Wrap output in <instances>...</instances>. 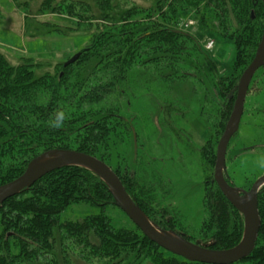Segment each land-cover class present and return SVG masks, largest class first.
Segmentation results:
<instances>
[{"label":"trees","instance_id":"16d2710c","mask_svg":"<svg viewBox=\"0 0 264 264\" xmlns=\"http://www.w3.org/2000/svg\"><path fill=\"white\" fill-rule=\"evenodd\" d=\"M147 1V7H120V0H93L94 6L65 4L62 10L78 17L89 35L76 61L62 65V75L48 71L36 74L33 67L41 64H13L0 51V184L17 177L32 156L50 148L75 149L108 164L105 157L111 156L113 134L126 132L117 112L123 103L126 105L129 92L124 83L131 78V70L138 65L151 67L160 78L170 80L191 76L187 68H198L201 61L205 64L204 55L211 61L194 34L181 27L182 16L190 15L203 30H215L232 41V72L242 71L253 58L264 27L261 0ZM52 8L53 12L59 9ZM225 77H213L211 82L215 89L229 93L236 81ZM230 106L224 105L222 123ZM61 113L62 121L55 126ZM114 172L148 214L150 209L138 198L132 177ZM204 199L209 214L202 233L210 237L211 248L236 245L242 235V215L215 182ZM80 203L99 206L100 212L75 221L59 220L63 210ZM108 204H113L112 195L94 172L76 165L52 170L0 204V264H41L37 261L41 253H53L56 232L62 233V239L69 235L86 243L92 234L98 245L89 243L90 247H96L100 256L123 254L122 259H127L131 253L129 264L132 259L139 264L148 257L154 264H206L187 261L166 250L167 256H163V248L133 223V228H114L102 212ZM257 208L260 226L255 246L243 260L264 264V186L257 193ZM158 225L174 228L170 223Z\"/></svg>","mask_w":264,"mask_h":264},{"label":"rangeland","instance_id":"374dc122","mask_svg":"<svg viewBox=\"0 0 264 264\" xmlns=\"http://www.w3.org/2000/svg\"><path fill=\"white\" fill-rule=\"evenodd\" d=\"M120 1L123 2L120 7L150 4L147 0ZM79 2L94 6L93 0H0V51L13 64H41L33 67L36 74L48 71L62 75L63 63L80 52L88 41L89 30L85 24L62 10L65 4ZM54 6L59 7L55 12ZM189 18L193 25L186 29L194 34L211 61H206L208 57L204 55L205 64L200 58L198 68H187L191 76H173L170 80L160 78L151 67H134L131 78L124 83L129 92L125 96L126 105L123 103L116 110L121 114L126 132L113 134L111 156L105 157L108 164L105 163L120 175L127 173L132 177L138 198L150 209L145 214L152 222L170 223L174 228L164 229L187 234L191 241L203 244L211 241L202 233L209 214L204 196L214 184L216 146L234 101L226 97L228 92L215 89L211 80L228 75L225 78H234L236 85L242 71L232 72V41L215 30H203L190 15L182 16L181 21ZM208 39L214 40L210 50L204 47ZM141 70L146 73L141 75ZM263 74L264 66H261L248 86L240 124L229 141L225 157L226 178L240 188H248L264 172V146H256L264 143V117L260 110H254L256 106L264 107V80L260 79ZM226 103L231 106L222 123ZM249 145L253 148L244 151L243 147ZM97 212H100L99 206L74 204L59 214V220H80ZM102 212L114 228H133V222L114 204L106 205ZM88 241L69 235L62 239V233L56 232L53 253H41L37 261L41 264H129L127 259L131 253L127 259H122L123 254L115 258L100 256L97 237L91 234ZM89 243L96 247L91 248ZM162 254L167 256L165 250ZM139 262L154 264L150 257ZM233 264L254 263L242 259Z\"/></svg>","mask_w":264,"mask_h":264},{"label":"water","instance_id":"95a60500","mask_svg":"<svg viewBox=\"0 0 264 264\" xmlns=\"http://www.w3.org/2000/svg\"><path fill=\"white\" fill-rule=\"evenodd\" d=\"M264 7V0H261ZM253 17V12L251 13ZM80 52L68 58L63 66L73 63ZM264 65V27L251 61L241 72L237 84L228 93V98L235 94L233 106L223 131L218 139L213 181L243 217V230L238 243L230 248H211L207 243L193 242L171 229H164L152 222L141 207L126 191L118 175L101 159L75 149L51 148L44 150L28 161L24 170L14 179L0 184V204L7 198L29 188L35 181L54 169L76 165L94 172L108 187L112 203L122 210L149 240L164 250L180 256L187 261L206 264H232L246 258L253 250L260 226L257 208V193L264 186V174L257 177L248 190L231 185L226 178L225 154L231 137L238 130L243 113L244 100L254 72Z\"/></svg>","mask_w":264,"mask_h":264},{"label":"flooded vegetation","instance_id":"af4514ba","mask_svg":"<svg viewBox=\"0 0 264 264\" xmlns=\"http://www.w3.org/2000/svg\"><path fill=\"white\" fill-rule=\"evenodd\" d=\"M264 66V65H263ZM260 68V67H259ZM258 68V69H259ZM258 69L254 72V74H253V76H252V78H251V80H250V83L253 81V79L255 78V76L257 75V71H258ZM243 71V70H242ZM261 80H264V74L262 75V78H260ZM249 83V84H250ZM248 90V89H247ZM262 94L264 95V91L262 92ZM246 95H247V93H246ZM235 97V94H233V96L231 97V98H234ZM227 98H228V93H227ZM231 98H228V99H231ZM245 99H246V97H245ZM257 102V101H256ZM244 103H245V100H244ZM261 103V102H260ZM263 106V105H262ZM243 109H244V106H243ZM254 110H260L261 112H259V113H261L262 115H263V117H264V107H260V106H256L255 108H254ZM243 114V113H242ZM257 116H258V114H257ZM242 117V116H241ZM263 120H264V118H263ZM236 133V132H235ZM232 138V137H231ZM230 141V140H229ZM229 144V143H228ZM228 146L229 145H227V150H228ZM256 146H264V143H259V144H257ZM251 148H253V146L252 145H249V146H247L246 148L245 147H243V149H244V151H246V150H248V149H251ZM227 150H226V153H227ZM225 157H226V154H225ZM264 174V172L261 174V175H263ZM260 175V176H261ZM227 181L231 184V182H230V178L228 177L227 178ZM232 185V184H231ZM252 185V184H251ZM251 185L248 187V188H243V189H245V190H248L250 187H251ZM236 263V262H235Z\"/></svg>","mask_w":264,"mask_h":264},{"label":"built area","instance_id":"2783aa9c","mask_svg":"<svg viewBox=\"0 0 264 264\" xmlns=\"http://www.w3.org/2000/svg\"><path fill=\"white\" fill-rule=\"evenodd\" d=\"M193 25V20H191L190 18L186 21H182L181 22V27L182 28H187V27H190ZM214 46V40L213 39H208L206 42H205V49H208L210 50L212 47Z\"/></svg>","mask_w":264,"mask_h":264},{"label":"clouds","instance_id":"9594fccd","mask_svg":"<svg viewBox=\"0 0 264 264\" xmlns=\"http://www.w3.org/2000/svg\"><path fill=\"white\" fill-rule=\"evenodd\" d=\"M62 115H63V114L61 113V114H59V115L57 116L55 126H59V124L61 123V121H62Z\"/></svg>","mask_w":264,"mask_h":264}]
</instances>
